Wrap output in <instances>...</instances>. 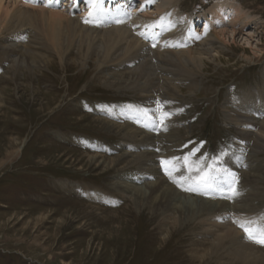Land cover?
<instances>
[{
    "label": "rangeland",
    "instance_id": "obj_1",
    "mask_svg": "<svg viewBox=\"0 0 264 264\" xmlns=\"http://www.w3.org/2000/svg\"><path fill=\"white\" fill-rule=\"evenodd\" d=\"M37 3L88 25L92 33L123 27L106 19L118 12L129 16L118 22L135 25L134 18L143 19L144 26L128 30L136 31L139 41L152 47L178 43L177 51L197 50L207 34V39L222 49L218 56L214 52L216 57L207 60L201 70L195 65L185 71L177 63L165 66L175 75L170 78L174 89L154 93L151 100L139 88L103 76L96 67L98 59L77 57L76 47L62 54V59L48 50L50 56L44 60L35 57L27 66L9 64L0 52V264H242L230 258L232 250H226L231 247L229 239L219 247L213 244L217 235L208 234L204 226L211 214L202 212L203 216L189 222L179 218L175 223L162 215L164 202L147 201L148 186L156 178L144 172L148 166L141 167L153 161L161 180L191 201L229 204L232 209L215 215L223 222L220 232L237 226L233 221L264 225V144L255 132L240 131L243 123L261 131L263 121L259 109L264 107V0H133L126 7L100 0L96 6L102 8L99 12L89 0ZM18 6L11 7V14ZM97 17L105 25L102 29ZM171 18L177 19L175 30H161V21ZM231 29L237 35L234 42L228 39ZM248 33L253 34L251 46L240 39ZM179 37L189 40L180 42ZM161 40L160 45L153 44ZM163 70L157 67L166 73ZM185 76L190 80H184ZM247 97L253 98L248 103L256 116L241 113ZM131 110L143 124L128 114ZM196 148L200 150L190 161H203L205 166L211 163L210 157L227 153L221 164L238 176V194L229 193L222 170L217 190L209 195L185 191L169 179L161 160L183 157ZM181 164L176 165L181 170L173 177L183 174V187H194ZM124 181L139 189L148 185L143 188L148 191L144 197L123 193ZM245 239L253 249L264 250V245Z\"/></svg>",
    "mask_w": 264,
    "mask_h": 264
},
{
    "label": "bare ground",
    "instance_id": "obj_2",
    "mask_svg": "<svg viewBox=\"0 0 264 264\" xmlns=\"http://www.w3.org/2000/svg\"><path fill=\"white\" fill-rule=\"evenodd\" d=\"M37 2H38V0H0V13H1L0 14V47L2 49V51H0V52L1 53L3 52L4 59L9 64H12L13 66H15V65H18V66H24L25 65V66H27L28 61L29 60H33L35 57H40V59L44 60V58L47 57L46 55H49L48 54L49 53L48 50H50V51L52 50V51L56 52L58 54V56L62 59L64 57V55H62V54H64L65 52L69 53L70 52L69 50L72 47H76L77 48V51H76L77 52V57H85V58H87V60H88V58H91V57H94L95 59L96 58L98 59L99 65L96 64L97 65L96 67H98L97 68L98 71L101 70V74L103 76H108L109 75L111 78L117 79V81L121 82L124 85L130 86V87L139 88L143 93H146V95H148L150 100H151V99L155 98L154 97V95H155L154 93H158L159 91H162V90L168 92L170 89H174L173 88L174 85H172L174 83V80L173 79L171 80L170 78H173L175 75H173L170 72L171 70H167V68H165V66H167L168 64L170 65L171 63L175 65L177 63L176 65L179 64L180 65L179 67H182L184 71L189 69V68H192L194 65H195V67H198L201 70L202 66L205 64V62L207 60L215 58L216 55L218 56V54L220 53L219 50L222 49L221 48L222 46L220 44H219L220 46L216 47V43L215 42H213L212 40H208L210 37L207 39V34H205L206 40L202 41L203 46L201 48L197 49V50L189 48L190 50H187V51H180V50L177 51V48L179 47L178 43H175V44L173 43L172 45L162 46V47H158L157 46L158 48L156 47V45H155V47H152L151 45H148L149 42L147 43V42L139 41V39H138L139 37L136 35V31L130 33L129 30H128L131 27L132 28L136 27V25L144 26L145 22H143V19H142V21H140L141 19H138L139 17L135 15V17H138V18H134L133 17L134 20L132 19L133 21H135V25L131 24V22H128V21L127 22H121L120 21L121 22V24H120V22H118L119 20L129 19V16H127L125 14L120 15V13H118V12L116 13V15L113 14V13L108 14V17H106V19H107V21H114L115 20L117 22L113 23L114 25H121L123 27L114 26L116 28H112V29L108 28V29H103L101 31H94L97 34V36H93V34L95 35V33H92L93 31L87 30L86 27L88 25H86V27H84L85 24H82L80 22H76L74 20H70L69 18H67V16H65L63 14V12L54 11L52 9L47 11L44 6H40ZM111 2H112V4H114V3L116 4V3L119 2V4H121V6L126 4L124 6V7H126L129 2L133 3V0H111ZM17 5H19L18 8H16L13 11V13L11 14V7L13 9V7L14 6L16 7ZM37 7H38V9H35ZM222 7H224V6H222ZM134 8H135V6H134ZM219 9H220V7H219ZM219 9L217 8L216 10H219ZM234 10H236V9H234ZM134 12H136V11H134ZM234 12L231 13L230 15L232 16V14H234ZM65 13H66V11H65ZM218 15H220V14H218ZM131 16H133V15L131 14ZM212 16H214V15H212ZM222 16H224V14ZM226 17H228V16H226ZM98 18L99 17H97V20L100 22V28L102 26H105L104 24L103 25L101 24V21ZM233 18H231V19L233 20ZM243 20H244V18H243ZM165 21L166 22H164V23L161 21V24H160L161 25L160 26L161 30L162 29H164V30L166 29V31H169V32L175 30V28H176L175 24L177 23V19H172L171 18V20L169 19V20H165ZM219 22H221V21H219ZM113 24H112V26H113ZM229 24H230V22H229ZM107 25H108V23H107ZM206 26L207 25H205V27ZM228 26H230V25H228ZM213 28L215 29L214 26H213ZM152 29H154V28H152ZM253 30H255V29H253ZM217 31H218V29H217ZM221 32H219V33H221ZM29 33H32V38L29 37ZM155 33H160V32H155ZM179 34H181V33H179ZM226 34H225V36L227 37ZM243 34H245V33H243ZM246 35H247V37L246 36L245 37L242 36L240 39H241V41H243L245 43V45L251 46L252 43H251L250 39L252 38L253 34L248 33ZM218 38H220V36ZM228 39L231 42L232 41L233 42L236 41L237 35H236V32L234 30H232L231 35H228ZM177 40H179L180 42H185L187 39L184 38V37H179ZM161 42H162V40L159 41V42L155 41V42H153V44L155 43V44H159L160 45ZM191 43L192 44H189V45H192V47H193V45L195 43L192 42V41H191ZM184 46H186V45H184ZM256 47L257 46H255L254 49H256ZM159 48H161L162 51H160ZM181 48H183V47H181ZM214 52H215L216 55L213 54ZM193 54H197V56L192 57V56H194ZM178 59H179V61H177ZM74 60H75V58H74ZM108 62H110L111 64H108ZM30 63H32V61H30ZM161 64H163L164 66L161 65ZM157 67H159V70L160 69L161 70L164 69L166 71V73L157 71ZM191 79H193V78H191ZM194 79H195V77H194ZM184 80H188L189 81L190 79L185 76ZM117 81H116V83H117ZM193 86H195L194 82L192 84V87ZM114 88H115V84H114ZM175 90H179V86L178 85L175 86ZM189 94H191V92ZM263 99H264V97H263ZM252 100H253V98L249 99V97H247V100L243 101V103L241 104V105H243L242 106L243 111L241 110L242 115H250L249 112L251 113V115H255L256 114V111L255 110L253 111V108H251L252 106H250V104L248 103V102H250ZM259 111L261 112V115H259V117L263 118V121L261 123V131H259L258 129L256 130V128L251 127V125L250 126L249 125L246 126V125H244L245 123L240 125V127H241L240 131L248 132V133L255 132L258 135L259 140L261 142H263V144H264V107L260 108ZM126 114L127 113L125 112L123 114V116H125ZM128 114L131 115V117H135L134 118L135 121H137L139 124H141L142 120H140L141 118L139 117V114H137L135 111H132V110L130 112H128ZM167 116H169V115H167ZM238 116H239V114H238ZM250 118H252V117H250ZM246 121H247V119H246ZM235 123H237V122H235ZM249 123L251 124V122H249ZM142 124H143V122H142ZM253 125H255V124L253 123ZM111 126H112V124H111ZM145 127H146V125H145ZM236 127H237V125H236ZM120 128L122 129L121 126H120ZM131 130L134 131L132 128H131ZM172 132H173V130H172ZM133 135L137 136V134H135L134 132H133ZM150 144H152V143H150ZM138 145H140V144H138ZM259 145H260V143H259ZM22 147H21V150L23 149ZM242 148H243L242 144L238 145V149L239 150H241ZM138 157L139 158L140 157H145L146 158L147 156H144V155L141 156L140 155ZM251 157H250V159H251ZM256 160H257V158H256ZM144 166H148V169H146V171H144L146 174H148L147 176L149 177V176L155 175V178H156L155 179L156 181L154 182V184H152V185L149 184L150 186H148V185L144 186V187L148 186V188H149V191L147 190L149 192V195L146 198V200L149 201V199H151V201H152V199H154V201L158 202L159 204H163V202H164L165 211L162 212V215L166 216V214H167L169 219L175 220L173 222L176 223L179 220V218L184 220V221H188L189 222V220H192V218H194L195 216H196V218L203 216L204 214L201 215L202 212H204V213L207 212V213L211 214L212 216L209 215V216H211V218L209 220L207 219L206 221H204V226H206V228H207L206 231H207L208 234H209V232H214L217 235L215 240L213 241L214 242L213 244L215 246L219 247V246L222 245V243L224 245L226 243L224 241L225 240L227 241L229 239L231 247L229 248L230 250L229 249H226V250H228V251L232 250V253H230L229 256L234 261H243V263L244 262H252V263L264 262V250L263 251H259V248L258 249H255V248L253 249L251 247L252 245L250 246L249 244H247L246 243V239H245L247 237L243 236V234L239 230L240 227L232 225V226H229L225 230V232H220L219 229L222 226L223 222L218 217H215V215L218 214V213H221L223 210L227 211V209H232V207L229 204L224 203V202H214V203H211V202L207 203L206 202L205 205H203L202 204L203 201L200 202L201 199H200V201L196 200L197 201L196 202V201H191V199H189V198H184V197H182L180 195L179 191L175 192L168 184H166L165 180H163V181L161 180V178L159 177V174H158V170L155 169L156 164L153 163V161H150L149 163H145L141 168H143ZM249 169H252V168H249ZM244 171H242V172H244ZM250 171H252V170H250ZM262 171H264V170H262ZM240 172H241V170H240ZM246 172H248V171H246ZM248 174L246 173V175H248ZM258 179H260V178H258ZM122 184H123V193L131 194V193L134 192L132 195H137V196H141V197L143 196L144 197V195L147 192L146 189L143 190L144 187L139 189V188H137L136 185H133L132 183L128 184L126 181H124V183H122ZM248 190H250V189H248ZM229 193H231V192H229ZM258 193H260V192H258ZM254 194H256V193H254ZM250 195H251V193H250ZM220 198H221V196H220ZM106 199L110 200V198H106ZM221 200H222V198H221ZM154 201H152V202L154 203ZM214 201H216V200H214ZM217 201H218V199H217ZM228 201H229V199H228ZM240 203H242V202H240ZM220 206L222 208H220ZM238 208H241V206H239ZM245 210H246V208H245ZM229 212H230V210H229ZM236 212H235V216H236ZM250 214H252V213H250ZM250 214L248 216H250ZM242 217H244V216H242ZM246 217H247V215H246ZM202 218H204V217H202ZM228 218H230V217L228 216ZM200 219H199V221H200ZM179 222L181 223L182 221H179ZM201 222H203V221H201ZM171 223H172V221H171ZM165 224L167 225V223H165ZM182 224H181V227H182ZM251 224H253V223H251ZM191 225H192V223H191ZM202 225H203V223H202ZM223 225H226V223L223 224ZM184 227L185 226H183V228ZM251 227L254 228V229H264V225L263 224L262 225H252ZM224 228H226V227L224 226ZM165 229L167 230V227ZM200 233H202V232H200ZM176 236H178V234ZM212 236H213V234H212ZM207 239H209V238H207ZM170 241H172V240H170ZM228 251H226V252H228ZM198 253H200V252H198ZM215 255L213 257H215ZM206 256H201V257L205 258ZM211 261H213V260H211ZM222 263H224V262H222Z\"/></svg>",
    "mask_w": 264,
    "mask_h": 264
},
{
    "label": "snow or ice",
    "instance_id": "obj_3",
    "mask_svg": "<svg viewBox=\"0 0 264 264\" xmlns=\"http://www.w3.org/2000/svg\"><path fill=\"white\" fill-rule=\"evenodd\" d=\"M92 8H95L97 12L102 11V8H97L96 6L100 4V0H89ZM89 15H93V12L90 11ZM90 21L85 20V23ZM155 47V45H153ZM167 115V114H166ZM199 148L190 151L187 155L183 157H173L171 160H161V165L164 166V171L166 175L169 176V179L173 183L177 184L178 187H182L185 191L197 192L201 195H209L211 192L217 190V179L218 173L222 170L223 174L227 176V190L235 196L237 193L235 185L238 182V176L235 172L230 171L227 168H223L221 164V157L226 156V152H221L220 155H214L210 157L211 163L206 166L203 165V161L195 162L190 161L192 156H195L196 152H199ZM182 161V164H181ZM177 164H181V167L187 170L188 176L187 179H190L194 182V187H183V182L185 176L181 174L179 177L174 178V172H180V167H176ZM237 226L240 227L246 234L247 239L264 245V229H254L250 226V222H237Z\"/></svg>",
    "mask_w": 264,
    "mask_h": 264
}]
</instances>
